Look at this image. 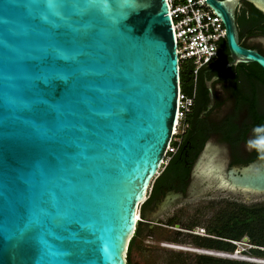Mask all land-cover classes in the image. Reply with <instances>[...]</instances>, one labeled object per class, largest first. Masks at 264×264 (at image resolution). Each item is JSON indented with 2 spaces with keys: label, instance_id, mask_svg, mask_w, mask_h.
Here are the masks:
<instances>
[{
  "label": "water",
  "instance_id": "95a60500",
  "mask_svg": "<svg viewBox=\"0 0 264 264\" xmlns=\"http://www.w3.org/2000/svg\"><path fill=\"white\" fill-rule=\"evenodd\" d=\"M203 2L225 30L223 66L264 72L235 23L241 2L264 16V0ZM178 90L165 0H0V264H126ZM227 162L226 148L204 144L187 190L156 213L217 191L264 193V158Z\"/></svg>",
  "mask_w": 264,
  "mask_h": 264
},
{
  "label": "flooded vegetation",
  "instance_id": "af4514ba",
  "mask_svg": "<svg viewBox=\"0 0 264 264\" xmlns=\"http://www.w3.org/2000/svg\"><path fill=\"white\" fill-rule=\"evenodd\" d=\"M255 40L257 41L255 42ZM263 41L264 37L251 35L245 36L241 42L239 41V45L246 49L256 50L257 52L258 49H260L264 53ZM230 61L225 41H222L218 45L215 59L202 73L205 77L209 76L210 79L216 78L211 84L214 98L213 105L209 110H206L208 101L202 106L200 95L202 88L200 86V101L198 103L200 108L199 116L187 118L189 120V122H187V129L183 133L180 146L172 155V162L169 163L168 161L167 164L162 167L156 178L158 180L157 184L153 192L148 196V202L141 209V215L142 219L145 221L144 226L146 230H151L153 228L151 226H162L159 217L175 205L205 197L210 194L207 193L182 199L161 213H156L157 205L161 202L165 194L171 192H185L187 190L193 176L191 172L199 160L204 144L211 142L226 148L228 154V168L230 167L234 155H239L245 160L254 152L246 147L247 141L252 136V130L249 128L251 122L247 120L248 117H251L249 108L247 104L239 100L244 95H251L254 91L258 107L261 108L263 103L262 92L258 85L245 80L243 74L239 73V70H237V66H230L228 68L223 66L224 62ZM190 114H192V107ZM241 134H243L242 140L239 139ZM230 136L235 140V145H231L229 141ZM168 220L165 221L164 224H166Z\"/></svg>",
  "mask_w": 264,
  "mask_h": 264
},
{
  "label": "rangeland",
  "instance_id": "374dc122",
  "mask_svg": "<svg viewBox=\"0 0 264 264\" xmlns=\"http://www.w3.org/2000/svg\"><path fill=\"white\" fill-rule=\"evenodd\" d=\"M261 207H264V193L212 192L205 197L175 205L159 217L162 226H151L153 228L148 232L144 226L145 221L142 219L141 204L136 211L142 234L135 241L131 252V262L132 264H264V233L256 232V229L261 226L255 223L250 228L236 227L234 231L241 232V236L231 241L235 245L232 253L217 254L206 251L199 253L197 252L199 250L191 244L190 238L195 235L209 237L208 230L211 229H219L220 235H227L231 230L220 229V227L225 226L231 217L244 219L247 216L245 212L254 213L253 211ZM170 218H175L183 224H192L190 231L181 229L179 224H175L173 228H167L164 223ZM174 231H179L177 238L183 240L182 243L169 241L174 237ZM251 233L255 235L253 238L258 236L261 242L259 246L250 243ZM175 247L181 249H175Z\"/></svg>",
  "mask_w": 264,
  "mask_h": 264
},
{
  "label": "trees",
  "instance_id": "16d2710c",
  "mask_svg": "<svg viewBox=\"0 0 264 264\" xmlns=\"http://www.w3.org/2000/svg\"><path fill=\"white\" fill-rule=\"evenodd\" d=\"M235 23L236 28L239 36V41L245 37V36H262L264 37V16L255 10L251 5L242 2L239 8L236 11L235 14ZM222 42V41H221ZM242 44V43H241ZM258 53L262 56L264 55L263 51L258 49ZM208 66V65H207ZM205 66L202 68L196 77L195 81V96L193 99V106H192V114H189L188 117H198L200 113L199 108V90L200 86L202 88L201 92V100H202V106H204V103L208 101L207 99V91L204 88V82L210 80L209 76L202 75L204 69L207 67ZM237 70H239V73L243 74L245 77V80L248 82H251L252 84L258 85V87L261 89L262 92V107H258V104L256 102L255 92L251 95H244L242 98H240V102H243L248 105L250 116L248 117V121L250 120V129L252 130L254 126L257 125H264V72L262 69L254 64H238ZM202 75V76H201ZM193 76L191 68L188 64H181L179 66V90L181 93H184L187 96H191V92L193 89ZM260 108V109H259ZM187 122L189 120L187 119ZM234 129V128H233ZM248 129V128H247ZM240 140L243 139V134H241ZM229 141L231 145H235V140L232 136L229 137ZM258 156V153L256 151L253 152L247 159H243L239 155H234L230 167L232 166H245L248 163L252 162L256 159ZM173 160V157L170 158L169 163H171ZM157 179L154 180L153 185L151 187L150 193L148 196H150L151 192H153L155 185L157 184ZM148 202V198L143 202L142 207ZM254 213H248L245 212L246 218L239 219L238 217H231L225 226L220 227V229L227 228L226 230L230 229L227 233V235H220L219 229H211L208 230V236L209 237H198V236H191V244L193 247L197 249H203V250H211V251H217V252H226V253H232L235 250V245L231 241H235L239 239L241 236V232L234 231L236 230V227H243V228H250V226H253L252 224L255 223L257 226H261L260 228L256 229V232L258 234L264 233V207L259 208ZM139 222V221H138ZM175 224H179L181 226V229L190 231V228L192 224L187 225L180 223L175 218L169 219L168 222H166L167 227H173ZM239 229V228H238ZM148 232L150 230H147ZM255 231V230H254ZM174 237H172L169 241L172 243H182L183 240H179L177 238V235L179 234V231H174ZM255 232V233H256ZM142 234L141 230V223L136 224V229L134 232L133 237L130 239L127 247V253H126V264H132L131 262V252L133 250L135 241L139 236ZM211 236V237H210ZM255 235L250 234V243L255 246H259L261 242L258 240V236L256 238H253ZM229 240V241H227Z\"/></svg>",
  "mask_w": 264,
  "mask_h": 264
},
{
  "label": "built area",
  "instance_id": "2783aa9c",
  "mask_svg": "<svg viewBox=\"0 0 264 264\" xmlns=\"http://www.w3.org/2000/svg\"><path fill=\"white\" fill-rule=\"evenodd\" d=\"M165 1L168 6L178 66L181 64L190 66L194 84L191 96L178 90L174 125L161 162L162 167L180 146L183 133L187 129V118L195 96L197 74L215 59L218 45L225 37L220 19L208 9L203 0Z\"/></svg>",
  "mask_w": 264,
  "mask_h": 264
},
{
  "label": "clouds",
  "instance_id": "9594fccd",
  "mask_svg": "<svg viewBox=\"0 0 264 264\" xmlns=\"http://www.w3.org/2000/svg\"><path fill=\"white\" fill-rule=\"evenodd\" d=\"M246 147L250 151H256L262 158H264V125H257L253 127L252 136L247 141ZM218 171L222 178L223 177V166L222 165L218 166Z\"/></svg>",
  "mask_w": 264,
  "mask_h": 264
},
{
  "label": "bare ground",
  "instance_id": "6f19581e",
  "mask_svg": "<svg viewBox=\"0 0 264 264\" xmlns=\"http://www.w3.org/2000/svg\"><path fill=\"white\" fill-rule=\"evenodd\" d=\"M138 212L136 211V213H135V216H136V222L138 221V214H137ZM175 249H181V248H179V247H175ZM202 250H199V251H197V252H199V253H204L203 251L201 252ZM196 252V251H195ZM206 252H208V251H206ZM209 253V252H208ZM212 253H214V252H212ZM217 254H220V253H217Z\"/></svg>",
  "mask_w": 264,
  "mask_h": 264
},
{
  "label": "snow or ice",
  "instance_id": "6c2138e0",
  "mask_svg": "<svg viewBox=\"0 0 264 264\" xmlns=\"http://www.w3.org/2000/svg\"><path fill=\"white\" fill-rule=\"evenodd\" d=\"M138 218V217H137Z\"/></svg>",
  "mask_w": 264,
  "mask_h": 264
}]
</instances>
